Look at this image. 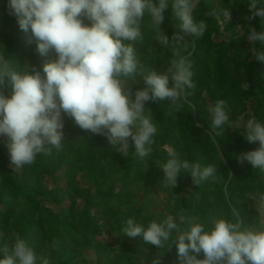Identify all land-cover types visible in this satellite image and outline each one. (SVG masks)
<instances>
[{"label":"trees","instance_id":"obj_1","mask_svg":"<svg viewBox=\"0 0 264 264\" xmlns=\"http://www.w3.org/2000/svg\"><path fill=\"white\" fill-rule=\"evenodd\" d=\"M6 3L0 0V53L12 58L18 70L25 61L42 70L55 54L41 57L35 51L36 44L28 43L31 33L19 29ZM248 5L249 0H196L194 20H204L207 29L202 37H185L180 48L159 45L148 14L141 19L143 40L133 43L144 67L163 73L177 51L190 54L195 84L187 90L188 102L181 111L172 109L166 99L145 103L158 128L148 157L136 156L134 147L125 157L117 151L119 145L81 130L63 113L61 150L38 153L30 165L10 167L6 138L0 137V245L11 246L18 235L50 264H150L160 253L163 264H177L174 244L158 249L139 236L123 235L127 220L147 226L168 215H183L208 225L219 216L231 218L235 210L245 227L254 223L260 211L258 194H264V170L237 160L259 146L242 136L246 121L264 123V65L250 57L247 39L249 29L260 31L261 23L258 17L246 19L251 14ZM225 7L231 9L229 21L210 15ZM179 23L169 4L161 25L169 40L179 31ZM256 47L264 51L259 42ZM135 79L138 85L126 81L133 99L143 87L142 79ZM246 82L249 87L244 91ZM4 94L10 96L11 88ZM218 99L226 101L230 114V124L222 131L211 129L206 111ZM169 151L190 163L214 167L215 179L196 186L181 173L175 188L165 186L159 165L167 162ZM107 231L111 240L105 241Z\"/></svg>","mask_w":264,"mask_h":264},{"label":"clouds","instance_id":"obj_2","mask_svg":"<svg viewBox=\"0 0 264 264\" xmlns=\"http://www.w3.org/2000/svg\"><path fill=\"white\" fill-rule=\"evenodd\" d=\"M169 4L180 22L171 40L161 28ZM195 7L196 0H7L8 15L15 17L20 30L31 33L28 43L36 44L35 51L41 57L55 54L42 70L28 61L18 70L12 58L0 53V137L6 138L9 166L21 168L32 164L38 153L50 154L52 148L60 151L62 113L81 130L119 145L117 151L125 157L130 147L139 158L148 157L158 128L145 103L166 99L172 109L181 111L188 102L187 90L195 88L193 64L190 54L177 51L163 73L149 71L138 59L133 42L143 40L140 23L145 13L162 47L180 48L185 37H202L207 23L194 20ZM248 7L251 14L246 19L258 17L261 23L260 31L249 29L248 51L264 65V51L256 47L257 42L264 45V0H249ZM210 15L229 21L231 9L221 8ZM137 76L143 87L135 91L133 99L126 81L138 85ZM242 87L247 91L249 85L246 82ZM5 88H11L10 96L4 94ZM225 105L224 99H218L207 107L212 130L222 131L230 124ZM241 134L248 143L258 142L259 146L239 154L238 162L264 170V123L249 119ZM168 156L167 162L159 165L167 187L175 188L181 173H187L196 186L215 179L212 166L190 163L175 151H169ZM258 200L260 211L248 227L233 210L231 218L219 216L208 225L183 215H168L147 226L130 218L121 231L158 249L174 244L177 264H264V194H258ZM185 224L187 228L182 227ZM14 237L11 246L7 242L0 245V264H50L25 239ZM200 254L202 259L197 258ZM150 264H163L162 253Z\"/></svg>","mask_w":264,"mask_h":264},{"label":"rangeland","instance_id":"obj_3","mask_svg":"<svg viewBox=\"0 0 264 264\" xmlns=\"http://www.w3.org/2000/svg\"><path fill=\"white\" fill-rule=\"evenodd\" d=\"M103 239H104L105 241H107V240H111V236L109 235V231H107V232L105 233V236L103 237Z\"/></svg>","mask_w":264,"mask_h":264}]
</instances>
